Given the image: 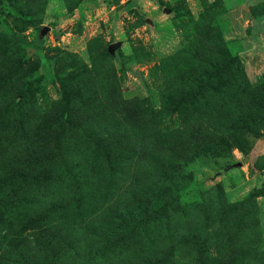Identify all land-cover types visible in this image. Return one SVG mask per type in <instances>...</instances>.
I'll list each match as a JSON object with an SVG mask.
<instances>
[{"label": "rangeland", "instance_id": "1", "mask_svg": "<svg viewBox=\"0 0 264 264\" xmlns=\"http://www.w3.org/2000/svg\"><path fill=\"white\" fill-rule=\"evenodd\" d=\"M0 264H264V0H0Z\"/></svg>", "mask_w": 264, "mask_h": 264}, {"label": "water", "instance_id": "2", "mask_svg": "<svg viewBox=\"0 0 264 264\" xmlns=\"http://www.w3.org/2000/svg\"><path fill=\"white\" fill-rule=\"evenodd\" d=\"M117 46H119V43H116V44H111L109 49L110 50H114Z\"/></svg>", "mask_w": 264, "mask_h": 264}, {"label": "trees", "instance_id": "3", "mask_svg": "<svg viewBox=\"0 0 264 264\" xmlns=\"http://www.w3.org/2000/svg\"><path fill=\"white\" fill-rule=\"evenodd\" d=\"M263 179L259 176L258 181L261 182Z\"/></svg>", "mask_w": 264, "mask_h": 264}]
</instances>
